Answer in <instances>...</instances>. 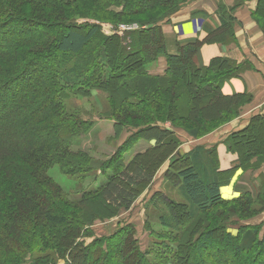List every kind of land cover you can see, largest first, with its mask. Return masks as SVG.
I'll list each match as a JSON object with an SVG mask.
<instances>
[{
  "label": "trees",
  "instance_id": "1",
  "mask_svg": "<svg viewBox=\"0 0 264 264\" xmlns=\"http://www.w3.org/2000/svg\"><path fill=\"white\" fill-rule=\"evenodd\" d=\"M102 1L109 16L115 18L109 20V24L116 27L133 22L140 29L119 37L101 34L97 25L76 27L69 21L53 24L35 22L34 27L46 35L43 39L38 38L37 45L29 46L40 50L39 53L43 48L49 50L45 61L47 71H40L35 84L17 100L9 102L2 99L8 90L5 84L19 77L22 70L19 68L29 61H26L28 53L19 40L10 42L9 46L0 43V235L14 231L12 237L20 241L23 250L32 248L29 241H37L34 247L40 254L32 256L35 261L28 264H58V259L63 260V264H194L187 259L191 253L196 255V264H204L203 255L216 248H219L220 259L209 260L208 264H264V260L258 261L264 256V222L258 225L250 222L264 212V170L256 176L257 186L252 187V191L245 189L239 197L228 200L220 194V188L228 186L238 170L242 174L255 173L264 166V147L243 154L240 151L242 145L237 142L239 136L249 130L254 137H264V117L255 116L240 132L227 135L225 149L237 156L236 164L228 170H220L214 147L205 149L197 146L184 155L178 152L181 145L178 132L198 140L200 135L210 134L238 117L241 107L252 100L244 93L229 96L221 93L226 82L239 77L242 65L228 58H213L208 67L195 65L197 51L202 45L217 43L224 46L233 42L234 19L224 14L223 3L218 4L219 16L222 18L223 15L221 26L209 31L204 41L182 45L178 47L177 55H170L165 53L161 24L168 23L187 0H158L154 4L148 0ZM102 1L0 0V32L5 27L8 30L10 25L23 26L26 24L23 20L32 22L22 15L35 17L38 12L35 13V8L62 11L84 3L98 5ZM255 2L257 8L252 20L264 36V23L257 18L264 0ZM165 3L169 8L154 21L143 23L132 19L152 11L156 13L159 5ZM116 6L120 7L119 12L110 11ZM72 57L76 62L66 68ZM159 57L166 58L167 71L162 77H150L148 66ZM65 74L74 77V81L64 77L65 87L73 93L81 90L83 96H88L87 87L86 90L97 89L106 94L111 116L105 118L113 122L114 128L120 127L119 133L126 128L131 129L128 142L142 139L153 143L128 163L125 170L112 167V173L106 176L102 185L86 193L89 200L100 197L113 210H129L153 183L156 170L165 163L167 165L163 179L168 187L176 186L180 200L179 197L174 201L168 199L159 191L145 200L143 208L149 220L148 206L152 202L153 207L162 211L157 217L158 224L168 232L161 235L166 242L153 246L152 252H140L134 228L121 229L108 241L86 246L80 241L87 237L86 226L77 214H70L69 210L76 205L66 199H61L59 204L54 200L55 203L47 202L49 206L45 199V202L36 200L38 208L42 204L41 214L31 217L29 230L23 227L25 230L18 232L12 228V224L17 222V209L11 196L16 187L37 190L34 192L41 196L46 184L40 169L56 164L67 167L72 173L102 169L99 167L102 163H94L85 153L67 151L69 143L87 134L92 123L81 119L77 112L66 114L62 111L66 99L59 83L64 82L61 76ZM6 77L8 81L5 82L2 79ZM25 108L27 110L22 114ZM255 123L258 128L252 130ZM41 130H48L45 137ZM113 162L109 161L106 167H111ZM37 179L42 189L36 186ZM53 194L54 197L59 195L58 190L54 189ZM37 232L39 235L34 237ZM58 234L62 244L57 243ZM54 243L58 245L56 251L46 252L40 257L43 255L41 249L51 250ZM166 247L171 248L172 253L167 252ZM55 256L58 259L54 260Z\"/></svg>",
  "mask_w": 264,
  "mask_h": 264
},
{
  "label": "rangeland",
  "instance_id": "2",
  "mask_svg": "<svg viewBox=\"0 0 264 264\" xmlns=\"http://www.w3.org/2000/svg\"><path fill=\"white\" fill-rule=\"evenodd\" d=\"M262 1L263 0H261V2ZM148 2L154 4L155 2L157 3L158 0H148ZM237 2L240 5L247 3V2L240 3L238 0H236L231 7L233 8V11L237 9V7L239 6L237 5L238 4ZM251 2L255 3V9L253 12H251L250 15L251 21H253L252 14L255 13L257 7L255 0H251L250 3ZM220 3L221 1L218 2V4ZM165 5L166 3L164 5L160 4L159 5L160 7H158V9L155 10L157 11L156 13L152 11L151 13L149 12L148 14L137 16L132 19H136V20L138 19L139 22L154 21L155 18L159 16V14H161L167 8H169V6H165ZM262 6L263 9L259 12L257 18L264 23V5ZM28 7L33 9V7L31 6ZM33 10H35V13L38 11L35 17H30L31 15L30 16L22 15L24 19L33 20L32 22L29 21L30 23H28L26 20H23L26 22V24L24 23L23 26L12 27L10 25L11 27L9 26L8 30L7 27H5L2 29L3 31L0 32L1 44L4 43L6 46H9L10 42H13L14 40L16 42L19 40V42L22 43V45H24V47L26 48L25 50L28 53V55L26 56V61L29 60L27 63L25 62V64L22 67L19 68L20 70L22 69L21 72L19 73L20 74L19 77L13 78V80L10 81L9 84L8 83L5 84L7 85L6 89H8L6 93L2 95L3 96L2 99L5 102H9L12 99L17 100L21 94L25 93L26 89L29 86L35 84V81L37 80L40 71L41 73L42 71H47L45 61H46V56L50 54L49 50L45 51L43 50L44 49L43 48L40 54L39 53L40 50L37 51L34 47L30 48L29 46V45L31 46L37 45L35 44V42L38 40V38L39 40L43 39L44 36L46 35L41 30H39L38 28L36 29V27H34L33 24L35 22H41V23L45 22V23L53 24V23H61V22L66 23L69 21L70 23H73V25H75L76 27H79L80 25L81 26L97 25L98 27H100L101 34L106 36L117 35L119 37H122L123 35L119 33L117 28L126 25L122 22H119L122 24H118L116 27L109 24V20L113 21L112 19L115 18H111L109 16L108 9L104 5L103 1L100 2V4L98 5L90 4V3L79 4V6L67 7V9L62 11H59L57 9L47 10L44 8L42 9L35 8ZM120 10H121L120 7L117 6L111 7L110 9V11L116 13L119 12ZM130 23L131 24L129 25L135 26L137 28L135 30L127 31L125 34L135 32L140 29V27L136 25V23L133 22ZM161 25H166V24L164 23ZM53 26L54 25H52V27ZM16 27L19 30H16L17 29ZM10 28H12V30ZM258 30L260 31L259 27ZM260 33L263 36L261 31ZM98 58L96 59V61H98ZM75 62H76V58L72 57L71 60L69 61V64H67L68 66L66 65V68L71 67V65L74 64ZM125 64L126 63L124 62V65ZM153 64L148 66V73L150 68L153 66ZM30 73L33 74L32 77H30ZM64 77H67L68 80L71 79L72 81H74V77L70 76L69 74H65L61 76V79L64 80ZM2 80H4L5 82L8 81L7 77L3 78ZM65 82L66 81L64 80V82L59 83V85L63 90V93L65 94L64 97L66 99L65 100L66 103H64L62 106V111H64V113L66 114L68 113L72 114L71 112H77L80 114L79 117L81 119H84V121L92 123L91 126L92 128L89 130L87 134H83L81 138L78 139L76 142L72 141L71 143H69V148L67 151H70L72 154H77L79 152L83 154L85 153L87 156H89V159L92 160L94 163L96 164L102 163L101 165H99V167L101 166L102 169H99V171L98 170L93 171L94 169L93 168L91 171L84 172L83 174L78 172L72 173L69 171L67 167L64 168L57 164L51 167L40 169L39 172L40 173L43 172L42 176L45 179V184H46V187L42 189L43 187L42 184L40 186V183H38V179L36 180V186L42 189V193L40 194L41 196L37 195L34 192V191L37 192V190L27 191L23 187H16L15 188L16 191H14L13 195L11 196V198H13L12 200L13 203L16 204L15 209H17V214H16L17 222L12 224V228L13 229L15 228V230L18 232L29 228V224L31 223V217L38 216V214H41L42 204L38 208V202H37L38 200L42 202V200L44 201L45 199L46 203L47 202L55 203L57 201L56 203L59 204L61 199H66L68 200L69 203H73L76 205L74 209L69 210L70 214L71 213L77 214L79 220L83 221V225L86 226L85 228L87 229L86 231L87 237L80 240L81 242H85L86 246L90 243L92 244L93 242H101L102 240L108 241L110 237H112L115 233H118L121 229L134 228V232H135L134 236H135V240H137V245L140 252L141 253L144 252L148 253L149 251L152 252V250L155 249L153 248V246L158 247L159 244L163 243V241L166 242V240L163 239L161 235L165 236L168 232L166 233V229L162 228L157 222V217L160 213H162V211L156 207H153L152 202H150L149 203L150 206H148L150 211V220H149V218L147 217V213L143 208L144 202L145 200L150 199L151 195L157 191L166 194L165 196H167L168 199H171L173 201L178 199L179 197L178 189L175 188L176 186L169 185L168 187L167 184H165L166 182L161 180L162 170L164 171L166 169L165 168L166 166H164L166 163L162 165L160 169L156 170L152 180L153 183L148 187L147 190H145L142 193V195L139 196V198L135 201L132 207L129 208V210H124L123 208L113 210L111 207L107 205V203L103 202V200L100 197L89 200L86 193L98 189L99 186H101L102 183L106 180V176L112 173V169H111L112 167H116V169L119 168L120 171L125 170L124 168L127 166L128 163H130L139 153L143 152L145 149L148 148L147 145L149 143L145 142L142 139L141 140L136 139L133 142H128L127 139L130 137L129 133L131 129L126 128L125 131L119 133L120 127L114 128V126H112L113 122L106 120L105 116L107 115L109 117L111 116V112L109 111V99L107 98L106 94L100 92L97 89L86 90L87 87L85 88V91L88 93V96H83L81 94L83 91L81 90H79V93H76V91H74L75 93L74 94L69 87L68 88L65 87L67 86L65 85ZM74 83L75 82H73L72 84ZM16 86L21 88L19 89ZM30 100H31L30 102H33L32 99ZM250 104L251 101L248 104L241 107V110L239 112L240 114L235 119L240 118L241 115L245 112L246 109L245 107ZM26 110H27L26 108L23 109L22 114H24ZM250 120L251 118L249 119V121ZM180 124L181 125L184 124L186 127H190V128L192 127L190 124H186V123H180ZM252 128H253L252 130L258 128V124L255 123ZM47 132L48 130L47 131L41 130L40 133H43L45 137L47 135ZM213 132H211L210 134H212ZM116 133H119L118 136H116ZM203 135L207 136L205 134ZM203 135H200L198 139L204 137ZM187 140L188 139L186 138L185 141L183 142L181 141L180 142L181 145L184 146ZM237 142H239V144L242 145L240 151H242L243 154H250L252 150L256 152L257 149H262L264 147V137L262 135H260L259 137L256 136L254 137V135L251 133V130L243 132V134H241V136H239V138L237 139ZM89 159L87 161H89ZM109 161H114V162L111 167L107 168L106 165L108 164ZM250 163H253V160H251ZM151 164L153 165V163ZM99 167H97V169ZM38 176H39L38 178L41 180L42 176L39 173ZM254 185L257 186V184ZM224 187L227 188L228 186H224ZM54 189H57L59 192V195H57L56 197H54L53 194ZM29 191L32 193H29ZM248 191H252V188L249 187ZM57 197H59L58 200H56ZM237 197L239 196H236L234 198ZM224 199L228 200L232 198H228V199L224 198ZM52 200H54L55 202ZM47 205L49 206L48 203ZM45 212H43V214ZM5 213L7 214L8 211H5ZM51 213L56 215L54 211H52ZM14 214L15 213H13V216ZM250 222L253 225H258V223L264 222V212L261 213L258 217L250 219ZM23 227H25V229H23ZM148 229L151 230L149 231ZM5 233H2L0 235V264H20V263L28 264L30 262L35 261L33 260L32 256L40 254V252L35 251L36 249L34 247L36 244H38L37 241H33V240L29 241L30 244L31 243L33 244L32 246L30 245V247L32 248L23 250L20 241H17L16 237L15 239L12 237L14 231L9 233V235ZM26 234L29 235V232H26ZM38 235L39 233L37 232L36 235L34 234V237ZM57 237H58L57 243L62 244L61 243L62 239L59 237V234ZM21 239H23L22 236ZM57 246L58 245L54 243L53 245L51 244V250L45 251V249L44 250L41 249L43 255H40V257H43L46 252L51 254V251L53 252L56 251ZM166 251L172 253L171 248L166 247ZM219 254H220L219 248H216L212 251H209V253L204 254L203 255L204 264H208L207 262L209 260H214V261L219 260L220 259ZM56 259H58V257L55 256L54 260ZM187 259L188 262H193L194 264H196L197 262L196 255L193 253L189 254ZM259 260H264V256L259 257L258 261ZM57 263L63 264L64 261L58 259ZM122 264H126V263L123 262ZM252 264H255V262H252Z\"/></svg>",
  "mask_w": 264,
  "mask_h": 264
},
{
  "label": "crops",
  "instance_id": "3",
  "mask_svg": "<svg viewBox=\"0 0 264 264\" xmlns=\"http://www.w3.org/2000/svg\"><path fill=\"white\" fill-rule=\"evenodd\" d=\"M224 7V14L231 16L233 20V42L224 44L209 43L198 49L195 65L208 67L213 58H228L237 65H242V71L238 78H231L222 88L221 93L225 96L232 94H248L251 96V104L246 106L245 112L240 118L228 122L210 135L198 140L189 138L184 132H178L179 139L186 144L180 146L178 152L184 153L194 147L202 146L205 149L215 148L218 166L220 170H228L236 164L237 156L226 151L224 142L227 135L232 132H240L244 129L249 119L255 116L264 117V38L258 30L255 22L251 21V12L255 9L254 2L239 5L233 11L232 5L236 0H187L180 11L169 20L166 25H161V32L165 44V53L177 55L178 47L204 41L209 31H215L221 26L218 2ZM233 12V13H232ZM167 71L166 58L160 57L149 70L150 77H162ZM152 146L153 143L147 145ZM164 166H167L166 164ZM166 168V167H165ZM167 169V168H166ZM165 169V170H166ZM255 173H243L238 170L227 188H220V194L224 198H234L243 193L249 187H256V176L264 170ZM162 170V178L164 172ZM166 184V183H165ZM254 185V186H252Z\"/></svg>",
  "mask_w": 264,
  "mask_h": 264
},
{
  "label": "built area",
  "instance_id": "4",
  "mask_svg": "<svg viewBox=\"0 0 264 264\" xmlns=\"http://www.w3.org/2000/svg\"><path fill=\"white\" fill-rule=\"evenodd\" d=\"M137 27L132 26V25H123L121 27H118V31L120 34L123 35V33H126L127 31L135 30Z\"/></svg>",
  "mask_w": 264,
  "mask_h": 264
}]
</instances>
